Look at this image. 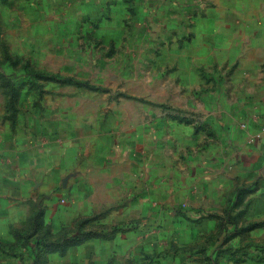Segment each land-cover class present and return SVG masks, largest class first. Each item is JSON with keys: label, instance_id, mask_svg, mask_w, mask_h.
Masks as SVG:
<instances>
[{"label": "crops", "instance_id": "obj_1", "mask_svg": "<svg viewBox=\"0 0 264 264\" xmlns=\"http://www.w3.org/2000/svg\"><path fill=\"white\" fill-rule=\"evenodd\" d=\"M61 2L116 77L0 116V264H264V0Z\"/></svg>", "mask_w": 264, "mask_h": 264}, {"label": "rangeland", "instance_id": "obj_2", "mask_svg": "<svg viewBox=\"0 0 264 264\" xmlns=\"http://www.w3.org/2000/svg\"><path fill=\"white\" fill-rule=\"evenodd\" d=\"M61 1L0 0L3 120L13 121L23 111L31 115L32 110L47 108L52 99L57 108L63 107L65 97L80 96L68 81L94 85L100 79L106 85L116 77L112 66L115 59L94 54L102 47L114 48V42H101L93 35L105 33V26L99 22L88 26L78 23L72 17L76 10L65 8ZM103 61L105 65L101 66ZM40 247L42 244H29L27 251L35 257Z\"/></svg>", "mask_w": 264, "mask_h": 264}, {"label": "trees", "instance_id": "obj_3", "mask_svg": "<svg viewBox=\"0 0 264 264\" xmlns=\"http://www.w3.org/2000/svg\"><path fill=\"white\" fill-rule=\"evenodd\" d=\"M34 244H39V243L35 242Z\"/></svg>", "mask_w": 264, "mask_h": 264}]
</instances>
